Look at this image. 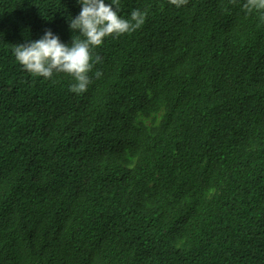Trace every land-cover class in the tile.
<instances>
[{
  "label": "trees",
  "instance_id": "obj_1",
  "mask_svg": "<svg viewBox=\"0 0 264 264\" xmlns=\"http://www.w3.org/2000/svg\"><path fill=\"white\" fill-rule=\"evenodd\" d=\"M245 3L116 0L119 16L139 9L145 22L92 49L102 75L82 95L67 73L35 76L13 54L46 30L84 39L69 27L78 0H0V264H24L31 229L60 217L62 179L68 213L79 199L82 217L37 264H264V10ZM173 38L208 61L166 73ZM114 60L134 69L128 87L108 77ZM179 136L190 144L171 146Z\"/></svg>",
  "mask_w": 264,
  "mask_h": 264
},
{
  "label": "clouds",
  "instance_id": "obj_2",
  "mask_svg": "<svg viewBox=\"0 0 264 264\" xmlns=\"http://www.w3.org/2000/svg\"><path fill=\"white\" fill-rule=\"evenodd\" d=\"M244 8L248 13L253 10H264V0H244ZM82 5V9L78 16L69 20V27L74 32L79 30V34L84 39H73L70 46L63 44L59 37L54 35L51 30H46L42 38L36 41H30L25 44H17L13 47V54L26 71L29 73L43 77L45 79L53 78L60 72L67 73L74 78L75 83L70 87V91L74 93H87L92 86L100 79L102 73L94 70L92 49L102 45L104 39L112 35H122L135 31L145 22L146 13L139 9L133 10L130 19H124L118 15L117 10L113 8L116 0L111 4H105L104 0H78ZM171 5L182 7L187 5V0H169ZM182 42L181 38H173L168 41L165 47L168 52L163 57L166 73L176 71L182 67H189L192 71L200 61H208L202 52H195V56L191 59V52L184 53L178 48ZM95 63H100L101 58L95 57ZM108 77L112 83L119 87H128L132 83V76L135 71L123 61L114 60L107 69ZM216 73L215 71L211 77ZM164 101V100H162ZM150 108V104L144 103ZM189 117H181L180 121L184 124ZM169 135V122L167 125ZM114 148L118 152H122L121 136L111 141ZM171 146L179 145L181 149L190 143L181 138V136L171 140ZM118 152L116 154H118ZM65 184L55 186L54 202L52 206L59 212L60 217L54 221L53 225L46 223L40 224L31 229L33 238H25L24 246L30 249L28 260L24 264H37L34 258V252L40 250L45 254H51L52 242L65 232L69 233L68 220L82 217L79 199L75 202L74 209L76 215L68 213V208L63 203V198L67 196L70 184L67 180L62 179ZM98 186L103 185L104 180L97 179ZM161 180H152L150 186L161 184ZM48 185V184H44ZM98 190V187L96 188ZM83 189L78 188L77 195L83 194ZM150 191L143 190L139 193L141 198H147ZM8 209V208H7ZM10 210V209H9ZM26 229L21 228L23 232ZM78 242L75 237L70 238L69 245Z\"/></svg>",
  "mask_w": 264,
  "mask_h": 264
}]
</instances>
